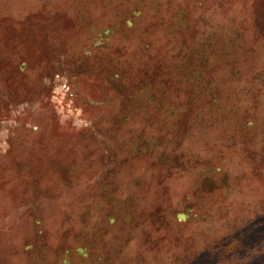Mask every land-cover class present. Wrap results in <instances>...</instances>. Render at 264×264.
Segmentation results:
<instances>
[{"label":"rangeland","instance_id":"374dc122","mask_svg":"<svg viewBox=\"0 0 264 264\" xmlns=\"http://www.w3.org/2000/svg\"><path fill=\"white\" fill-rule=\"evenodd\" d=\"M68 259L264 264V0H0V264Z\"/></svg>","mask_w":264,"mask_h":264},{"label":"trees","instance_id":"16d2710c","mask_svg":"<svg viewBox=\"0 0 264 264\" xmlns=\"http://www.w3.org/2000/svg\"><path fill=\"white\" fill-rule=\"evenodd\" d=\"M148 100H149V99H148ZM149 103L152 104V100H149ZM242 122H243V121H242ZM248 125H251V123L248 122ZM78 250L81 251L80 249H77V251H78ZM77 251H76V252H77ZM79 254H81V253H79ZM72 262H74L73 259H68L67 261H65V264H70V263H72Z\"/></svg>","mask_w":264,"mask_h":264}]
</instances>
